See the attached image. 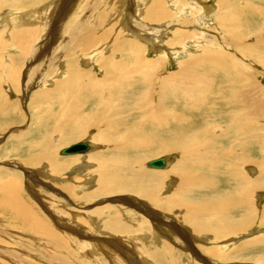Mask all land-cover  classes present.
Here are the masks:
<instances>
[{"label": "rangeland", "instance_id": "obj_1", "mask_svg": "<svg viewBox=\"0 0 264 264\" xmlns=\"http://www.w3.org/2000/svg\"><path fill=\"white\" fill-rule=\"evenodd\" d=\"M244 2L253 0H224L223 9L220 0L0 1V184H13L11 179H16L26 206L32 205L45 222L39 230L31 222L21 224L12 212L0 208V264H264V243H256L264 239V187L255 189L252 223L240 235L214 240L218 218L206 212L202 218L212 233L202 229L201 234H194L180 214L192 206L205 209L210 200L223 197L216 194L232 183L223 172L237 165L229 158L249 159L242 163L241 171L255 176L256 181L264 171L263 14L241 9L239 20H232L227 31L217 23V17L238 10ZM255 3L253 7L264 12V2ZM157 8L164 13L158 15ZM41 9L39 18L12 20ZM7 17L8 23L3 21ZM85 31L93 39L91 44L82 45V37H76ZM29 32L32 36L26 37ZM135 55L157 67L149 70L154 71L151 90L155 98L164 81L174 82L171 86L166 83L167 93L180 86L193 88L196 106L187 109V117L158 128L171 129L168 139L158 136L144 117L142 130L138 128L131 136L125 130L107 131L105 127L111 118L130 120L133 103L116 105L137 102L145 92L138 88L140 93L134 99L137 91H133L138 89H129V99L113 100L112 106L123 109L125 116L118 113L113 117L101 104L108 88L129 91L124 85L143 70L135 63ZM203 62L209 65L195 68L194 64ZM233 70L238 75L230 74L234 79L224 80L223 71ZM199 74L203 81L196 80ZM96 86L104 90L103 96L92 99ZM206 86L209 90L197 102V88ZM232 88H238L239 114L247 111L250 116L251 133H235L229 124L232 112L238 110L226 109V103L220 101L226 96L219 92ZM182 91H175L180 103ZM167 93L163 106L169 105ZM71 129L75 138L69 140L74 141L64 143ZM186 140L202 150L206 140L211 141L214 150L191 156L193 147L172 148V142ZM80 141L88 142L92 150L71 157L59 155L62 148ZM163 142L167 144L165 153L160 152ZM44 144L50 156L45 155ZM149 145L151 150L145 147ZM161 157L168 161L166 170L147 167L149 161ZM132 159L136 164L130 169L119 166L128 175V185L108 191L101 175L116 160ZM214 159L223 163L208 175L206 166ZM130 175L139 177L132 181ZM196 177L205 186L203 190L180 197L179 184ZM174 195L183 201L180 211L167 204H175ZM190 216L188 212L185 217Z\"/></svg>", "mask_w": 264, "mask_h": 264}, {"label": "bare ground", "instance_id": "obj_2", "mask_svg": "<svg viewBox=\"0 0 264 264\" xmlns=\"http://www.w3.org/2000/svg\"><path fill=\"white\" fill-rule=\"evenodd\" d=\"M220 1H221L220 8L223 9L224 8V0H220ZM248 1H252V0H248ZM255 2L256 3L257 2H264V0H255ZM256 3H255V5H256ZM251 4H252V9H251ZM253 4H254V0H253V3L252 2H248V3L244 2L242 4V6H240V8L238 10L237 9H232L228 14H225V17H223V18L217 17V23L222 25L221 26L222 30H224V31L226 30L227 31L229 29L228 27H231L229 25V23L233 24L232 20H234V19L239 20V18H240L239 11L241 9H244L243 11H245L246 8L250 9L252 11V13H259V14L262 13L263 16L262 15L261 16L264 18V12H262L260 10H256V8L253 7ZM259 4H261V3H259ZM43 10L44 9H41L39 11L36 10L34 12L30 11V12H27L26 15H24L22 18L21 17H19V18L16 17L15 19H12V20L21 21L22 19H24V20L30 19V21H31V19L36 18V16L39 18L41 13H43V12H41ZM157 10H159V9L157 8ZM250 10H249V12H250ZM253 11H257V12H253ZM163 13L164 12H160V10L157 12L158 15H161ZM241 14H243V13H241ZM259 14H257V16ZM156 17H159V16H156ZM241 18H242V16H241ZM8 19H9V17L5 18L3 21L8 23L9 22ZM248 19H250V18H248ZM236 22H238V21H236ZM248 25H250V24H248ZM229 33L231 34L230 31H229ZM30 36H32V32L31 33L29 32V33L26 34V37H30ZM76 37H80V38L82 37V39L80 41L82 45H83V43L91 44L90 42L93 41V39H89L90 36H89V32L88 31H85L83 33H78ZM19 40H21V39H19ZM129 44H131V43H129ZM235 45H237V44H235ZM129 47H130V49L134 48L133 45H129ZM134 58H135V63L137 64V66L140 67L143 70L139 73V75L133 76V79L131 81H128V83L126 85H124V86H126V88H128V90L129 89H136V88L138 89L139 88V89H143L142 92H144V90H145V92L143 94H141V96L138 97V93H140L139 89L138 90H134L133 93L136 92V91L137 92L135 93V95L133 94L132 96H135L134 99H136L138 97V99H137L138 101L137 102H133V101L131 102V101L127 100V102H122V103L116 105V106H120L123 103H127V104L133 103L131 105L129 111H128V116L131 118V119L129 118L130 120H126V119L113 120L115 118H111V120L109 122H107L105 127H106L107 131H108V129H110L112 131H115V132H121V131L125 130L127 132V134L129 136H131V133L135 132V131H138V128L142 130V128H140V126H142L143 117H144V119H146V123L145 124H151L152 127H153L152 129H153V131L156 132V134L159 133L161 136L164 135L168 139L171 136V129H168L166 131H160V130H158V128H160V127H162L164 125H166V127H167V125H170V123H175L178 120L187 117V116H185L186 114H188L187 109L188 108L190 109L191 107L196 106L194 101H193V97H194V95L192 93L193 92V88L191 90H187L183 86H180L178 89L174 88V91H172L170 93H167L166 92V90L168 88L167 86H171L174 82H173V80H169L168 83H167V81H164L161 84L159 91L156 93V98H155L153 96L154 92L152 93V90H151L152 88L154 89V87H152L153 85H152V81H151V79L153 78V72L154 71H149V70L150 69L155 70V69H157V67L156 68L154 67L153 61L150 62V61L142 60V59L140 61L138 55H135ZM108 60H110L112 62L111 59H108ZM200 62H202V59H201ZM186 64H188V63H186ZM194 65H195V68H199V67H207L209 64L205 65V63H204V64H201V65H198L196 63ZM230 70H232V69H230ZM133 72L136 73V72H138V70H133ZM208 72H210V71H208ZM235 73L236 74H234V70H233L232 73H230L228 71H223V79L225 80V77H231V76H228L230 74H232L233 77L235 78L236 75H238V72L235 71ZM210 75H212V74L210 73ZM233 77H231V80L234 79ZM197 79L200 82V81H203L205 78L203 77V75L199 74L198 78L196 76V80ZM196 80H193V81L195 83H197ZM228 80H230V78H228ZM166 83H167V86H166ZM98 88H100V87L96 86V89L94 90V92H96V93L91 96L92 99H96L98 95L100 97L103 96L101 93H103L104 90H99ZM169 88L173 89V87H169ZM197 89H198L197 90L198 94L195 97H196L197 102H198V101L202 100V98H203L202 95L207 93L209 88H207V86H206L205 88H199L198 87ZM237 89L238 88L220 89L219 94L221 96H226L225 98L221 99L220 101L222 103H226V105H225L226 109H233V110L237 109L238 110L237 114L233 115V112H232V114L230 116V120H228L229 124L234 126L233 130L235 131V133H238L240 131H244L246 133H251L252 130H253V125H251L252 123L250 121L249 114L247 113V111H245L244 113L239 114L240 100H239V98H237V95H236V90ZM178 90L179 91L183 90L182 91L181 103L179 102V97H177L178 93L175 92V91H178ZM130 91H132V90H129L128 92L126 90H123V91L120 90V91L114 92V88H111V89L108 88V94L105 96L104 101L101 103L102 106L105 107L104 110H107L106 113H108L110 111V113H111V115L113 117L117 116L118 113H119L120 116H125V115H122V113H124L125 111L123 109L114 108L115 106H112V103L115 102V101H119L121 98L129 99L128 98V96H129L128 93ZM166 93L168 94L169 105L168 106H166V105L163 106V105H161V103L163 104V103L167 102V97L165 96ZM214 96L215 97H214L213 101L216 102L217 101L216 96H218V89L215 90ZM243 98L246 99V97H244V95H243ZM113 100H115V101H113ZM131 100H133V99H131ZM179 103L182 104L181 111H180V108H179ZM146 113L148 114V118L145 117ZM239 115L240 116L242 115V117H239ZM239 118L246 120L247 123L246 124L240 123L239 120H241V119H239ZM138 119H141V120H138ZM136 120H138V122H136ZM60 122H61V119H60ZM128 122L130 124H131V122H133L134 124L137 123L138 125H137V127L134 126V125L133 126H131V125L128 126L127 125ZM145 124H143V125H145ZM240 126H243V127H240ZM159 134H157V135L160 136ZM73 138H75L74 137V129H71V132L69 133V137H68V139H66L67 141H65L64 143H70V142L74 141V140H69V139H73ZM129 138L130 137H127L126 139L128 140ZM206 141H207V146L204 148V150H202V148L200 146H198V145L187 143V140L184 143L172 142L171 145H172L173 149H175V148H183V147H185V148H192L193 147V149H192L193 151H189V154L191 156L197 154L196 152H200V153H204L205 155H208L209 151L210 152L213 151L214 148H213V144L211 143V141H208V140H206ZM163 145L165 147L160 149L161 153H165L167 151L166 142H163ZM90 147H91V145H90ZM145 147H148L151 150V145L145 146ZM47 149L48 148L44 144L43 145V151L45 152L46 156H50L51 153ZM91 150H92V147H91ZM89 152H87V153H89ZM81 155H84V154H81ZM74 156H77V155H74ZM230 156H232V154H230L229 157ZM65 157H71V156H65ZM225 159H227V157H225L224 160ZM229 159H230V162L233 161L237 165H232V169H228L227 173H226V171L223 172L224 174H228L227 181L232 182V183L230 184V186H228L229 188L227 190L222 189L221 192L216 194L219 197L223 196L221 199L210 200L208 202V204H206V206H204V207H206L205 209L203 207L199 208V209L194 207V209H192L193 208V206H192L189 211L186 210L185 212L178 210L183 205L182 204L183 201L180 200L179 196L176 199L177 195H174V199H176L175 200V204L171 203V202H167L168 206L172 210L173 209H177L178 211H180V214H182V217H183V219H185L186 224L190 225V227L192 228V232L194 234H196V233H200L201 234V232L203 230H205V232L212 233L211 229L209 230L210 226L206 224L207 221L205 220V218H202V216H203L202 214L204 212H206V214L209 213L215 219L218 218L217 219V221H218L217 223L219 225L215 226L214 230H216V232L212 233V237H213L214 240H218V239L227 237L229 234L240 235V234H242V232H244V229L245 228H249L251 223H252L250 219H251V217L254 216V212L255 211H254V204H253V201H252L251 197L254 194L255 189L264 187V171H260L259 172V175H258L257 181H256L255 176L251 177V175H249L248 173H245V172L242 173V171H241L242 170V167H241L242 163L247 162L249 159L241 160V159H238L237 157L236 158H229ZM116 161L117 162L115 164L111 165L110 168L108 170L104 171V173L101 175L102 177H104V180H105L106 183L104 182L103 184H105L106 189L108 191L116 190L117 188H124L125 186L128 185L127 184V182H128L127 173H125V175H124V174H122L120 172L119 166L121 164L127 166L126 167L127 169L131 168V166H130L131 164H133V163L136 164V160L133 161V159L131 161L130 160H124V161L116 160ZM180 162H181V164H176V167L179 168V167L182 166V161H180ZM217 162L218 161L216 159H214V160H212V162H211V164L209 166H206L207 170H209L208 175H210L212 173L211 171L214 170L215 168H217L219 164L223 163V161H222V163H217ZM167 165H168V161L166 160L165 167L163 169H158V170H166L168 168ZM62 167L63 166H61V168ZM126 168H124V169H126ZM195 168H196L195 166L192 167V170H194ZM74 173H76V172L74 171ZM137 177H139V176H137V175H134V176L130 175L129 176V178L132 181H134V179H136ZM244 179H247V181L244 180ZM249 180H251L252 183L248 182ZM11 181L13 182V184L9 183V181H7L6 184L5 183L0 184V189H1V193H0V208L1 209L4 208V209L8 210L9 212H12V215L14 216V218H17V220L20 219V221H22L21 224L22 223L24 224L25 222L26 223L31 222L30 226L38 227L39 230L42 229V227L44 226V225L42 226V224H44L45 222H43V220L40 219L41 218L40 215L37 214L36 211L32 209V205L26 206L27 200L24 199V196L22 195V193L19 192V185H20L19 182L16 181V179H14V178L11 179ZM1 182H3V181L1 180ZM73 185L75 187V184H73ZM156 185H157V182L155 181V187H156ZM204 187L205 186H203L201 184L199 177L187 178L185 182L179 184V187H178V190H177V194H180V197H181L182 194H184V193L185 194L189 193V192L195 193L196 191L199 192V189L203 190ZM211 187L217 191V185H213ZM68 189H70V188H68ZM99 190H101V187L99 188ZM144 195L146 197L150 198L149 194H144ZM171 195L172 194L169 195L170 197L168 199L171 198ZM116 210H118V209H116ZM183 210H184V208H183ZM193 210H195L197 212L198 217H195L196 216V212L193 211ZM8 211L4 210V212H8ZM2 212H1V214H2ZM188 212L191 214L189 219H187L185 217V216H187ZM183 214H185V216ZM209 214H208V216H209ZM235 214H240L242 216V218L238 217V215H235ZM262 216L264 217V212L262 213ZM107 218H108V216H107ZM119 219H120V217H119ZM201 219L203 221H205V222L201 223ZM6 220H7V218H6ZM24 220H25V222H23ZM237 220H239V221H237ZM16 222L18 223V221H16ZM211 223L212 222H210V224ZM212 224H215V223H212ZM46 226H47V224H46ZM123 226H125V225H123ZM16 227H17V225H16ZM219 228H221V229H219ZM41 231H42V233L46 234L45 230H41ZM28 232H30V231H28ZM36 232H38V231L36 230ZM46 236L48 237V234H46ZM56 237H58V236H56ZM58 240H60V238ZM261 242L264 243V239L260 240V238H259V241H257L256 243H261ZM241 249H243V246L238 248L239 251Z\"/></svg>", "mask_w": 264, "mask_h": 264}, {"label": "water", "instance_id": "obj_3", "mask_svg": "<svg viewBox=\"0 0 264 264\" xmlns=\"http://www.w3.org/2000/svg\"><path fill=\"white\" fill-rule=\"evenodd\" d=\"M91 150L88 142L80 141L74 144H71L65 148H62L59 151L60 156H74L81 155L89 152ZM166 159L164 157L151 160L147 163V167L151 169H163L165 167Z\"/></svg>", "mask_w": 264, "mask_h": 264}]
</instances>
